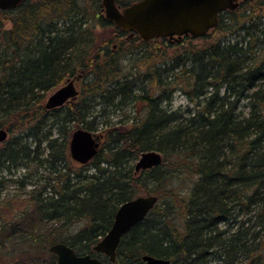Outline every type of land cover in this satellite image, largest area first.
Wrapping results in <instances>:
<instances>
[{
	"label": "trees",
	"instance_id": "trees-1",
	"mask_svg": "<svg viewBox=\"0 0 264 264\" xmlns=\"http://www.w3.org/2000/svg\"><path fill=\"white\" fill-rule=\"evenodd\" d=\"M136 1L115 3L124 8ZM101 11V0H22L0 9V128L9 136L0 143V173L10 164L32 165L36 173L44 168L51 188L33 193L22 219L2 225L0 235L7 228L26 236L60 220L42 241L39 233L34 238L43 250L62 242L107 264H143L144 254L171 264H208L211 255L223 264H264V0L220 12L214 31L235 41L219 36L196 48L191 39L208 35H187L174 44L189 40L182 54L167 59L158 44L170 38L129 36ZM95 26L109 36L97 40ZM128 57L133 73L120 63ZM70 78L79 81L78 96L45 110V93ZM177 89L193 103L188 117L164 106ZM244 99L248 111L235 113ZM135 102H145V112L107 127V143L87 168L71 161L68 125L92 132L93 122L85 120L92 107L120 111ZM50 117L61 121L54 138L42 135ZM149 150L161 153L162 163L137 178L132 162ZM185 172L187 194L158 187ZM136 189L161 203L121 238L111 263L93 246ZM13 206L0 200V216L7 219ZM78 220L84 225L72 231Z\"/></svg>",
	"mask_w": 264,
	"mask_h": 264
},
{
	"label": "water",
	"instance_id": "water-1",
	"mask_svg": "<svg viewBox=\"0 0 264 264\" xmlns=\"http://www.w3.org/2000/svg\"><path fill=\"white\" fill-rule=\"evenodd\" d=\"M22 0H0V9H14ZM237 0H138L119 11L115 0H101L104 18L124 30H135L143 40L152 38L190 35L200 37L216 27L218 16L224 10H232ZM73 79L56 89L46 100L48 110L65 105L77 97ZM8 133L0 128V143ZM99 135L83 128H75L70 136L68 151L78 164L88 163L99 149ZM162 163L158 151L142 152L134 164V171L147 170ZM157 202L155 195H140L121 203L114 214L108 231L93 246V251L103 254L109 262L115 261V253L121 238L138 222L142 221ZM55 254L53 264H107L90 254H77L70 246L58 242L49 247ZM143 264H171L169 259L144 254Z\"/></svg>",
	"mask_w": 264,
	"mask_h": 264
},
{
	"label": "rangeland",
	"instance_id": "rangeland-1",
	"mask_svg": "<svg viewBox=\"0 0 264 264\" xmlns=\"http://www.w3.org/2000/svg\"><path fill=\"white\" fill-rule=\"evenodd\" d=\"M242 1L243 0H237V5H239ZM101 12L104 16L103 9ZM9 26L10 24L7 23L6 27H9ZM93 31L95 35H97V40H99L100 42L106 36H109V30L108 29L104 30L100 26H95L93 28ZM206 35H208V39H205V38L191 39V45L195 46L196 48H200L205 43L206 40L210 41V38H212L213 40V39L218 38L219 36L220 37L224 36L221 39L228 38L232 41H235L237 39L235 36H232V35L225 36L223 33L214 31V29H210L206 33ZM183 39L184 37L182 38V40ZM170 40L172 41L170 43H166V42L163 43L159 41V44H158L159 46L158 49H160L161 51L167 50L166 59L170 58V56H173V55L176 56L177 54H182L183 47L188 46V43H189V40H186L183 46H177V45H174L176 44L175 42L181 41V39H178L177 37L175 39L170 38ZM255 54H257V51H255V53H252L250 55L247 63L253 60ZM168 62L171 65L170 61ZM120 63L122 65L123 70L125 71L128 70V72L130 71L132 73L135 71V68L131 67V65L133 66V64L131 63L129 57L125 58ZM177 70L178 69H175L173 70V72L176 73ZM128 77H131V76H128ZM134 77L135 76H133V78ZM73 80H74L76 89L79 90L80 89L79 84H78L79 81L76 79H73ZM65 82L66 80L62 84L57 86L56 88L45 93V95L43 96L41 100L42 107H44V104L47 98L56 89L64 85ZM173 84L174 83H172L171 85ZM178 88H181L180 85L178 86ZM222 90H221L220 95L223 92ZM164 106L169 107L171 110L177 111L178 113L182 114L183 117L185 116L188 117L189 115H187L184 111L187 108H191L193 106V103L187 98L186 95H184L183 93H181L180 90L177 89L172 94V100L169 103H164ZM248 107H249L248 99L241 100L236 104L235 113H238L240 111L247 112ZM101 108H103V106L101 105L92 107V109L89 111L88 116L85 118V120L88 123L89 121L93 122L95 129L91 133L93 135H97V136L99 135V139H98L100 143L99 147L102 144L107 143L106 134L104 132V130H106L107 127H112L113 125L118 126L117 122H120V121L121 123L126 124V123H130L131 120H135V117H138L142 113L145 112L146 103L145 102H135L130 105H125L123 109H121L120 111L115 110L114 107L106 106L103 109L105 113H103V110ZM44 109L46 110L45 107ZM46 123L47 124L43 128L42 135L50 133L49 136L51 138L57 137L58 129L59 127H61L60 119L59 118L57 119L55 117L53 118L50 117L49 119H47ZM68 126H70L72 131L75 129V125L70 124ZM78 127H80V125ZM8 137L9 136H7V138ZM26 140L27 142L31 143L30 138H27ZM32 146L33 144L31 143V147ZM45 147H46V141H43L41 145V149H43L44 152L46 153L47 149H45ZM137 159L132 162L133 167ZM85 167L87 168V163L86 165H84V168ZM141 171H144V170H140L138 172L134 171L133 175L138 178L139 176H141L140 175ZM47 174H48L47 169L39 168L38 172L36 173L32 165L30 167H26L23 163L22 165L10 164L8 170H5L0 173V200H3V199L9 200L14 205L12 208L11 214L7 215L8 216L7 219L2 217L3 215L0 216V227L2 225H7L8 228H10L8 225L9 223H13V221L14 223H16L18 220L22 219V217L24 216L23 214L25 210L28 208V202L32 194L36 193L37 190L39 191L41 189H45L44 194H49L51 188L49 186H46L47 185V178H46ZM170 186H172L173 189L178 190L177 192L182 195L187 194V191H188L187 189L190 186V176L187 174V172L183 174L176 173V175H172L170 177V181L167 184L158 185L159 188L161 187L169 188ZM140 195L143 196V195H148V194L142 189H136L133 198L136 196H140ZM160 203L161 202L157 197L156 204H158L159 206ZM239 220L240 218L237 219V222ZM58 224H60V220H51L49 224H46V228L42 230H34L33 232H31V234L26 235V236H25V233L21 234L17 232V234H15L13 231H11V229L5 228L6 231L2 232L0 235V264H50L52 262L54 263L56 259L55 254L51 253L47 249L43 250L44 243H42L41 241L44 239L43 237L46 234L45 232L52 229V226L58 227ZM83 225H84V220L83 221L78 220L77 222H74V224L72 225V231L79 229ZM219 228L223 229L224 227L220 225ZM38 233L42 237L40 238V240L42 239L41 241L34 239L36 238V235ZM260 248H261L260 252L264 253V237H262V244L260 245ZM208 260H209L208 264H223V262L215 260L213 258V255H211V257Z\"/></svg>",
	"mask_w": 264,
	"mask_h": 264
},
{
	"label": "flooded vegetation",
	"instance_id": "flooded-vegetation-1",
	"mask_svg": "<svg viewBox=\"0 0 264 264\" xmlns=\"http://www.w3.org/2000/svg\"><path fill=\"white\" fill-rule=\"evenodd\" d=\"M237 2V1H236ZM115 5H116V3H115ZM116 7H117V9L119 10V11H123V9L125 8H121V7H119L118 5H116ZM127 7V6H126ZM102 9H103V7H102ZM225 11V10H224ZM119 28V27H118ZM122 31H125V32H127L128 33V35L129 36H134V35H137L138 37H139V35H138V33L135 31V30H124V29H122V28H120ZM184 36H187V35H182V36H175V37H173L172 39H175V38H177L178 37V39H182ZM71 136V135H70ZM70 156V155H69ZM71 158V157H70ZM72 160V159H71ZM73 161V160H72ZM74 162V161H73ZM76 163V162H75ZM78 164V163H77Z\"/></svg>",
	"mask_w": 264,
	"mask_h": 264
}]
</instances>
